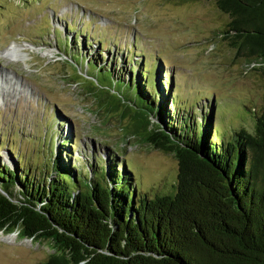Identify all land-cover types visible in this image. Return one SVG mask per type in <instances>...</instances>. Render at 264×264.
Segmentation results:
<instances>
[{
    "label": "rangeland",
    "instance_id": "1",
    "mask_svg": "<svg viewBox=\"0 0 264 264\" xmlns=\"http://www.w3.org/2000/svg\"><path fill=\"white\" fill-rule=\"evenodd\" d=\"M228 21L214 0H0L3 162L14 168L22 156L44 181L46 144L56 131L53 145L61 135L72 136L76 172L84 167L85 174L92 162L94 177L95 154L108 169L107 159L118 151L117 169L123 161L133 171L137 196L172 193L175 155L144 143L133 111L112 107L115 98L99 86L101 75L87 70V57L109 65L114 75L146 64L164 89L172 77V115L191 113L198 120L213 105L218 139L228 140L234 130H253L264 106V68L220 35ZM13 45L21 54L16 60L5 55ZM123 85L113 82L117 90ZM51 252L48 241L0 230V264H47Z\"/></svg>",
    "mask_w": 264,
    "mask_h": 264
},
{
    "label": "trees",
    "instance_id": "2",
    "mask_svg": "<svg viewBox=\"0 0 264 264\" xmlns=\"http://www.w3.org/2000/svg\"><path fill=\"white\" fill-rule=\"evenodd\" d=\"M214 1L229 16L220 35L264 68V0ZM93 57L87 70L101 75L97 82L112 93V107L131 109L144 143L175 155L174 191L137 196L133 171L123 161L117 169L118 151L108 169L95 154L94 177L92 162L85 174L84 167L76 172L72 136L53 145V130L44 181L24 157L14 168L0 157V230L48 241L47 264H264V106L253 130L242 127L219 141L213 105L198 120L168 110L172 77L164 89L146 64L114 75ZM113 82L124 85L117 90Z\"/></svg>",
    "mask_w": 264,
    "mask_h": 264
},
{
    "label": "bare ground",
    "instance_id": "3",
    "mask_svg": "<svg viewBox=\"0 0 264 264\" xmlns=\"http://www.w3.org/2000/svg\"><path fill=\"white\" fill-rule=\"evenodd\" d=\"M5 55L13 60L19 59L20 53L17 51L16 47L13 45L5 51Z\"/></svg>",
    "mask_w": 264,
    "mask_h": 264
}]
</instances>
